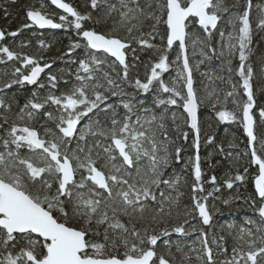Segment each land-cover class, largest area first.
Masks as SVG:
<instances>
[{"label": "snow or ice", "instance_id": "snow-or-ice-1", "mask_svg": "<svg viewBox=\"0 0 264 264\" xmlns=\"http://www.w3.org/2000/svg\"><path fill=\"white\" fill-rule=\"evenodd\" d=\"M50 4L62 12L40 0L19 29H0V42L27 29L38 44L33 53L30 40L19 50L0 43V264H264V48L254 45L264 43V5ZM44 29L74 32L64 68L40 51L51 48ZM14 86H32L22 106ZM210 121L241 126L245 150L227 151ZM202 139L208 160L227 163L219 182L215 165L202 168ZM250 176L243 204L254 216L215 231V201L240 199L217 194Z\"/></svg>", "mask_w": 264, "mask_h": 264}, {"label": "trees", "instance_id": "trees-1", "mask_svg": "<svg viewBox=\"0 0 264 264\" xmlns=\"http://www.w3.org/2000/svg\"><path fill=\"white\" fill-rule=\"evenodd\" d=\"M68 2L73 3L74 6H79L82 2V0H66ZM47 4L49 5L46 10L49 13L52 14H56V13H60L59 11H57L56 9H54L48 0H46ZM40 0H15V3H13V0H0V26L3 30H5L6 32H10V31H16L17 29H19L22 24L25 22V10L30 7V6H39ZM253 4L254 5H264V0H253ZM3 8H7L8 12L10 13L8 16H5L3 13ZM258 12L257 9H254V15H256ZM58 19V17H57ZM39 33H43L42 37L46 43L51 44V48L47 49V50H40L43 52V54L46 57H52V58H57V62L56 64L53 66V70H57L59 68H64L65 65V60L69 59L68 57H65L64 59H59V57H61L63 55L64 52H66L68 50V45L70 43V41L75 40V34L72 31H65V30H54V31H38ZM37 32V33H38ZM39 36V35H38ZM216 39H218L216 37ZM31 41V47L24 49V51H30V52H37L38 51V44H37V39L36 37L32 36V32L31 30H22L20 32V34L13 38L10 36H6L5 41L0 42V43H6L8 46L15 48L17 50H19V45L22 42H27V41ZM255 44H259L260 48H264V43H260L259 40V36H254V45ZM257 51H259L257 49ZM77 52H79V50H77ZM77 53H73L71 58H76ZM143 58V57H142ZM254 59V64L253 66H255V61L258 60V56L253 57ZM218 62L214 61L213 62V66L215 67V65ZM74 67V66H73ZM4 69V65H0V70ZM215 70L217 71L218 68H215ZM10 71V69H9ZM140 76L143 79L144 76V70L143 68L140 69ZM223 83L221 82H217V87L221 88V89H225L227 90V84H225V86L222 85ZM17 87L19 88V91H17ZM28 88L31 87H24V86H14L12 90H10V92L8 93L9 95H15L17 97V99L19 100V103L21 104V106L23 105V103L25 102V99L29 96V91ZM127 91H132L131 89H127ZM139 100H143L144 104L148 107H152V97L151 95H145L143 93H137L134 99V102H138ZM257 103H260V100H257ZM204 115L205 112L208 111L209 116L208 117H212L214 114L212 113V111H209L207 109H202ZM207 117V116H205ZM215 126L216 129L214 130L217 136V140L222 142V132L224 130L225 127H231V125L227 124V123H220L217 124L215 121H212ZM229 128V129H230ZM236 130L239 137L241 139L244 140L245 144H246V136L242 130L241 126L237 125V128H233V130ZM258 133H259V129H258ZM191 139V136H190ZM224 147H225V143L223 142ZM201 158H202V168L205 170L206 173H211L212 169L208 168L209 164H213L215 165V174L217 175V162L219 161H223V155H217V154H213L212 159L208 160L207 157L209 156V152L211 151L213 153V146L211 145H205L203 139L201 140ZM221 164V163H220ZM254 167V166H253ZM189 183H191V178L189 177ZM247 189L251 192V195L253 193L254 190V184L251 182V176L249 177L248 181L245 182ZM206 188L209 187V185H205ZM185 192V197L183 198L184 202L187 203L189 202V196H190V191L189 189L185 188L184 189ZM209 203L211 204V198ZM236 204V205H235ZM233 205H231L230 207L227 208H223V214H222V218L224 219H236L241 217V215L247 213L248 215H253L254 213H252L250 210H248L246 208V206H242L238 205V203H235ZM245 210H248L249 212H246ZM218 216L216 215V217L213 218L214 224L217 225L216 229H214L215 231L219 232V226L220 223L218 221ZM199 227V225H198ZM175 239V237H174ZM194 237H189L187 238L184 243H186L187 241L193 240Z\"/></svg>", "mask_w": 264, "mask_h": 264}, {"label": "rangeland", "instance_id": "rangeland-1", "mask_svg": "<svg viewBox=\"0 0 264 264\" xmlns=\"http://www.w3.org/2000/svg\"><path fill=\"white\" fill-rule=\"evenodd\" d=\"M228 2L231 3L232 0H228ZM217 38L219 39V37H217ZM254 68L258 69V64L257 63L255 64ZM201 70L202 71H207L208 67L207 66H201ZM217 73L219 74V69L217 70ZM194 77L197 79L198 82L203 79L202 77L199 76L198 73H195V72H194ZM222 85L225 86L224 83ZM258 97H259V94H258ZM258 100H260V103H261L262 100H264V97H259ZM228 107L231 108L232 105L229 104ZM207 110L211 111L210 109H207ZM205 116H207V117L209 116L208 111L205 112ZM210 122L212 123V128L211 129H207V130L208 131H214L216 129V126H215V124L212 121H210ZM227 124L231 125V127H233V128L234 127L237 128V125H235V124H230V123H227ZM229 128L230 127H225L223 132H222V142L225 143V149L227 151H234V152L235 151H240V152L244 151L245 148H246V144H245L244 140L239 137V135H238V133H237V131L235 129L233 130V128H230V129ZM230 142L233 143L234 145H236V148H234V149L233 148H229L228 145H229ZM209 153H212V152L210 151ZM242 163H243V161H242ZM216 167H217V172H218L217 177H218V182H219L220 178L223 176L224 171L227 169V163L226 162H223L221 164L217 163ZM249 171L252 173V175L255 174L254 167L251 168ZM217 195H221L222 199L223 198H229V197H234V198L235 197H239L240 198V199H234L233 203L228 205V206L223 205L220 200L215 201L216 207L219 208L220 211L214 214V217H216V215L218 216V219H219L218 221H219L220 225L226 224V223H229V222H235V223L239 224L241 222V217L244 214L241 215V217L233 219V220L224 219V218H222V214H223L222 213L223 212L222 209L230 207L231 205H233L235 203H238V205L242 204V206H244L243 198L251 195V192L247 189L246 184H243V185L236 184V185H234V188L232 190H226L225 188H222L221 189V193H218ZM245 211L249 212L248 210H245ZM249 216H253V215H249ZM186 243H192V240L187 241Z\"/></svg>", "mask_w": 264, "mask_h": 264}, {"label": "water", "instance_id": "water-1", "mask_svg": "<svg viewBox=\"0 0 264 264\" xmlns=\"http://www.w3.org/2000/svg\"><path fill=\"white\" fill-rule=\"evenodd\" d=\"M49 2H50V0H49ZM66 2V1H65ZM54 8H56V6H54V5H52ZM57 9V8H56ZM57 10H59V9H57ZM60 11H62V10H60ZM45 30V29H44ZM245 134V133H244ZM246 135V134H245Z\"/></svg>", "mask_w": 264, "mask_h": 264}, {"label": "flooded vegetation", "instance_id": "flooded-vegetation-1", "mask_svg": "<svg viewBox=\"0 0 264 264\" xmlns=\"http://www.w3.org/2000/svg\"><path fill=\"white\" fill-rule=\"evenodd\" d=\"M50 31H53V30H50ZM37 35H40V33L38 32ZM25 87V86H24ZM27 87H32V86H27ZM26 88V87H25Z\"/></svg>", "mask_w": 264, "mask_h": 264}]
</instances>
